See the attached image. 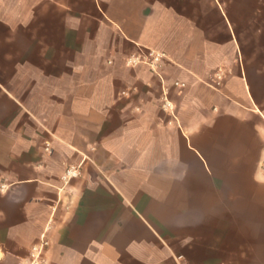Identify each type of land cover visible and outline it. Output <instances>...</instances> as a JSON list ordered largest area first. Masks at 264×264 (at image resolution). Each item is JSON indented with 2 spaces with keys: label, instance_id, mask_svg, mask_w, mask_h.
Here are the masks:
<instances>
[{
  "label": "crops",
  "instance_id": "crops-1",
  "mask_svg": "<svg viewBox=\"0 0 264 264\" xmlns=\"http://www.w3.org/2000/svg\"><path fill=\"white\" fill-rule=\"evenodd\" d=\"M148 1L0 0V264L41 246L40 264H264V34L248 52L232 26L264 0H211L219 44L174 29L213 21L196 0ZM104 25L166 52L124 66L116 49L127 95L83 77L99 49H73ZM77 60L73 82L58 65Z\"/></svg>",
  "mask_w": 264,
  "mask_h": 264
},
{
  "label": "rangeland",
  "instance_id": "rangeland-1",
  "mask_svg": "<svg viewBox=\"0 0 264 264\" xmlns=\"http://www.w3.org/2000/svg\"><path fill=\"white\" fill-rule=\"evenodd\" d=\"M62 2L67 3H83L85 4L86 0H60ZM88 1V0H87ZM104 5L112 4V0H101ZM184 0H166L165 9H169L171 13H176L181 10L183 7L179 6L183 3ZM152 0H149L148 3L151 4ZM119 4V3H118ZM237 11V14H247L249 17H243L244 21L233 23V29L237 36V40L239 45H243L246 51H256L258 49H263L261 36L264 34V8L263 7H250V8H232ZM196 15H200V17H196L198 20L209 19L213 21H196V23H186L176 24L174 29L178 28L179 33L185 32V36H188L189 32H195L196 37L202 40L215 38L217 43L224 41L229 37L227 27L223 19L219 16V9L211 4V0H196ZM215 16V17H214ZM178 26V27H177ZM96 24H90V36L93 34L95 30ZM103 31L104 37L103 38H88V39H73L74 42V50L78 48H86L90 53H96L95 51L99 49V53L96 54L93 59H89L88 62L91 65L87 74L83 75L84 78H105L104 95H111L116 91H120L121 94H129L133 91L127 85H124L123 82H120L118 79L113 77V64L116 59H118V55H114L116 53V49L119 47L123 50L129 49V51L124 54L122 57L121 63L125 66V64L134 63L135 60H138L140 64L148 65L151 63L154 58L157 56L159 59L155 62H162L167 58L166 52L164 50H160L153 46H138L135 47L130 43H123L119 40L117 36H115L114 32L111 31L110 28L106 27L105 25L101 28ZM174 42V46H176V40H171ZM172 44V42H171ZM140 48L142 50H140ZM139 53V54H137ZM73 53V58L74 59ZM154 54V55H153ZM135 56L137 58H135ZM78 62V63H77ZM80 61H76V71L70 67V65L59 64L58 68L60 72L66 73L70 80H75L79 77V69H80ZM128 66V65H127ZM78 69V70H77ZM222 74L224 75V67L222 69ZM223 75L221 76L223 78ZM64 80V79H62ZM15 83V82H14ZM63 86V85H62ZM14 89H17L14 87ZM31 90V89H30ZM65 90H76L74 87H57L56 94H64ZM21 91H25L21 87ZM26 94V92H25Z\"/></svg>",
  "mask_w": 264,
  "mask_h": 264
},
{
  "label": "built area",
  "instance_id": "built-area-1",
  "mask_svg": "<svg viewBox=\"0 0 264 264\" xmlns=\"http://www.w3.org/2000/svg\"><path fill=\"white\" fill-rule=\"evenodd\" d=\"M258 167L261 171L264 172V153L259 160ZM80 172H81L80 164H70V165L66 166L65 169L63 170V172L61 174V179L63 181H67L72 177L78 176L80 174ZM41 249H42V246L38 249L34 248V252L31 253V260H30L29 264H40L39 257H40Z\"/></svg>",
  "mask_w": 264,
  "mask_h": 264
}]
</instances>
